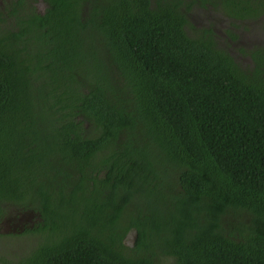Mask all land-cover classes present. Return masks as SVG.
Wrapping results in <instances>:
<instances>
[{
  "label": "trees",
  "instance_id": "trees-1",
  "mask_svg": "<svg viewBox=\"0 0 264 264\" xmlns=\"http://www.w3.org/2000/svg\"><path fill=\"white\" fill-rule=\"evenodd\" d=\"M33 1L0 10V219L33 214L0 264H264V0Z\"/></svg>",
  "mask_w": 264,
  "mask_h": 264
},
{
  "label": "rangeland",
  "instance_id": "rangeland-1",
  "mask_svg": "<svg viewBox=\"0 0 264 264\" xmlns=\"http://www.w3.org/2000/svg\"><path fill=\"white\" fill-rule=\"evenodd\" d=\"M3 1L5 2V1H9V0H3ZM33 5H34L35 10L37 12H40V13L45 8L44 2L42 0H39V1L34 0ZM197 26H199V27L208 26V19L205 18L204 16L200 17L199 21L197 22ZM230 27L231 26H228L227 28H230ZM3 29H4V26H2L0 28V32H2ZM5 29L7 30L8 28L5 27ZM230 30L236 32V28H233V29L231 28ZM217 33L221 35L222 41L226 40V42H227L226 49L229 50L230 54H232V55H234L235 53L238 52L237 49L239 48V46L246 44L244 42L239 43L238 41H233V40L231 41L229 38H227L225 32H223V33L221 32V29L217 30ZM244 34H246V33L244 32ZM246 38H249V37L247 36ZM15 212H19V213H15ZM27 213H28V211H21V210H17L14 208H7V209H5L4 215L1 218L2 220L0 219V222L2 221V222L7 224L8 232H19L20 231L19 219L22 217H25ZM132 237H133V229H130L126 233V236H125V243L127 245H129L131 243ZM21 246H22V241H18L17 244H14V246H13V244H10V245L3 247V250L7 254V253H10L12 250L16 251V249L21 247ZM11 258L17 260L14 256H12ZM12 263H14V262H12Z\"/></svg>",
  "mask_w": 264,
  "mask_h": 264
},
{
  "label": "flooded vegetation",
  "instance_id": "flooded-vegetation-1",
  "mask_svg": "<svg viewBox=\"0 0 264 264\" xmlns=\"http://www.w3.org/2000/svg\"><path fill=\"white\" fill-rule=\"evenodd\" d=\"M11 0L9 1H3V0H0V10H2L4 13H5V9L4 7L8 4L6 2H10ZM1 17H3V15L0 14ZM6 16V15H4ZM33 214H31L29 217H22L19 219V228L20 230L23 228V226L27 225V226H30L32 223H33ZM2 220V219H1ZM130 223L128 222V225ZM5 232H8V227H7V224L4 223V222H0V233H5ZM135 230H134V233H133V237H132V240H131V243L129 245H125L127 247H131L133 245V242H134V239L136 238V235H135ZM126 236V235H125Z\"/></svg>",
  "mask_w": 264,
  "mask_h": 264
},
{
  "label": "water",
  "instance_id": "water-1",
  "mask_svg": "<svg viewBox=\"0 0 264 264\" xmlns=\"http://www.w3.org/2000/svg\"><path fill=\"white\" fill-rule=\"evenodd\" d=\"M31 214H32L31 212L30 213L28 212L25 217H29Z\"/></svg>",
  "mask_w": 264,
  "mask_h": 264
},
{
  "label": "clouds",
  "instance_id": "clouds-1",
  "mask_svg": "<svg viewBox=\"0 0 264 264\" xmlns=\"http://www.w3.org/2000/svg\"><path fill=\"white\" fill-rule=\"evenodd\" d=\"M131 229H133V233H134V230H135V229H134L133 227H132Z\"/></svg>",
  "mask_w": 264,
  "mask_h": 264
}]
</instances>
